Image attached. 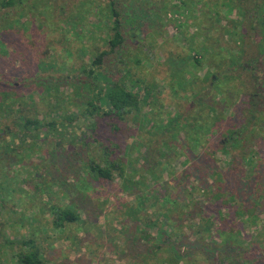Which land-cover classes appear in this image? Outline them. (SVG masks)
<instances>
[{"label": "rangeland", "instance_id": "rangeland-1", "mask_svg": "<svg viewBox=\"0 0 264 264\" xmlns=\"http://www.w3.org/2000/svg\"><path fill=\"white\" fill-rule=\"evenodd\" d=\"M113 1L124 36L122 46L115 51L109 45L114 35L109 0H26L22 8L9 11L8 20L14 28L8 30L11 36L3 41L12 42L6 48L12 64H0V89L14 95L10 100L0 97V104L5 106H0L1 139L5 137L4 130L19 133L21 115L47 123L54 118L68 123L65 116H78L80 107H86V100L92 96L85 87L92 80L83 70H89L103 52L107 55L96 72L115 81L124 79L129 87L138 83L134 91L143 98L148 88L153 98L142 110L138 123L133 116L122 120L101 115L92 119L99 124L94 131L78 118L68 129L59 128L60 132L52 135L43 132L44 141L17 143L16 152L1 153L0 264H19L18 255L29 250L24 242L31 239L45 264H158L161 258L149 251L153 244L159 248L163 244L148 239L158 236L164 226L161 212L166 210H172L170 215H174L172 230L178 229L185 234V242L192 244L182 251L191 258L187 264H241V257L251 264H264V250L256 240L257 231L264 229V199L257 207V213L262 214L258 224L239 215L238 205L228 204L225 215L229 212L233 218L230 221L236 228V243H221L215 236L220 224L212 227L206 221L218 213L223 203L212 199L210 184L216 180L209 179L207 173L222 172V181L226 180L223 184L233 185L243 171L252 169L240 158L242 153L250 152L248 159L254 162V154H264V56L259 52L264 0H247L252 8L246 18H241L237 28L241 34L234 39L226 31L235 30L236 24L229 19L237 20L238 13L236 8L227 10L223 5L226 0H201L191 2L189 7L182 0ZM21 11L24 16L19 18ZM191 45L201 50H192ZM234 56L241 62L235 70L230 66ZM220 69L228 77L222 76ZM200 98L216 107L222 127L231 124L238 129L246 124L252 103L258 111V128L238 147L227 146V151L222 150L226 143L219 145L225 137H209L198 153L191 150L182 131L183 147L170 153L171 160L165 168L181 174L187 167L184 162L188 155L195 165L194 178L202 182L198 185L191 180L187 186L177 183L168 190L178 194L177 208L166 204L163 209L162 201L150 197L142 202V184L123 192L124 180L117 175L113 181L94 178L90 161L104 163L105 155L111 161L123 162L126 176L132 177V172L143 165L141 156L147 149L143 146L156 150V144L163 139L143 118L154 119L160 126L168 124L178 115L185 118L195 112ZM14 101L16 106L6 110ZM53 110L55 114L51 115ZM245 128L248 132L252 129ZM186 131L188 136L192 134V129ZM96 136L107 140L97 143ZM131 146L132 154L124 158L125 149ZM153 149L149 155L155 159ZM232 163L236 169L230 175ZM257 169L259 173L250 183L238 182L248 185L259 179L264 189V159ZM230 176L233 177L229 179ZM143 178L139 179L141 183L145 182ZM192 183L196 188H190ZM54 206L76 212L79 220L57 227ZM200 232L203 239L198 237Z\"/></svg>", "mask_w": 264, "mask_h": 264}, {"label": "trees", "instance_id": "trees-1", "mask_svg": "<svg viewBox=\"0 0 264 264\" xmlns=\"http://www.w3.org/2000/svg\"><path fill=\"white\" fill-rule=\"evenodd\" d=\"M26 0H2L0 1V64L7 65V61L12 64L11 58H8V55L10 53L7 52L6 48L10 47L12 42L8 41L5 43L3 40L6 36L10 35L8 30H12L14 28L13 23L9 22V18L11 16L12 9H15L16 7L22 8L25 6ZM110 2V12L111 17L109 18V21L112 20L113 26L112 31L114 33L113 37L109 40V45L111 47V51H115L117 48L122 46L124 42V36H123V26L120 21V13L115 8V2L113 0H109ZM201 0H188L184 1L182 0L183 5H187V7L190 6L191 2H200ZM235 1H238V4H235ZM247 0H226V3H223L227 7L228 11H233L234 8L237 9L238 13V19L237 20H230L236 24L235 30L232 31H226L228 35L231 36L232 39H234L235 36H239L241 33L237 32V28L241 25L240 20L241 18H244L246 13H249L251 11L252 7H249V2L246 4ZM264 2V1H263ZM239 6V7H238ZM261 9L264 12V5L262 3ZM23 10V9H21ZM25 10V9H24ZM23 10V11H24ZM23 11L19 12L18 17L24 16ZM216 14L218 12L216 11ZM264 14H262L263 16ZM217 16V15H216ZM247 16H245L246 18ZM264 18V17H263ZM254 20L252 17L250 18ZM16 23V21H15ZM260 28H261V36L263 37L261 45H260V55L264 56V20L260 22ZM11 36V35H10ZM9 36V38H10ZM197 36V35H196ZM196 39V38H194ZM9 43V44H8ZM191 49L194 50H201L199 48H194L193 45H191ZM203 49H206L203 47ZM239 54V53H238ZM107 55V52L100 53L96 59L93 61L92 66L88 70H83L84 74H86L89 78H91L92 82L85 84L86 89H89L88 91L91 92L92 96H89L86 100V107H80V114L77 116L75 114H71L70 116H65V120L68 123L65 122H57V120L54 118L53 120L47 122H44L43 120H40L39 118H27L24 115H21L22 122L20 125L19 133H11L3 131L5 133L4 138H0V156L2 155V152L11 153L17 151V143H20V145L28 143L27 141H44L42 137V133H52L60 132L59 128L62 129H68V127L74 126L75 123H77V119H81L82 121L89 123L90 127H93V130L95 131L99 124L98 122H92V119L103 115L104 117H115L116 119H124L125 116H133L135 123H138V119L140 118V114L142 110L150 104L148 101L149 99L153 98V94L151 91L147 88L146 94L143 98H141V94L135 92L134 88L138 84L133 85L132 87L128 86V83L123 79H119L118 81H115L111 77H108L102 73L96 72V69H101L103 64V59ZM237 55V54H236ZM238 56V55H237ZM234 56L233 60L230 61V66L235 70L241 64L239 57ZM197 64H200V60H196ZM242 67H245L244 65H241ZM3 68H8L7 66H1ZM219 73L226 77L227 74L220 69ZM225 73V74H224ZM1 76V74H0ZM3 79H6L5 75H2ZM10 80V78H8ZM102 81V84L96 83L97 81ZM5 81V80H2ZM213 81V80H212ZM6 85H13L11 81H5ZM49 89V88H47ZM51 89V88H50ZM14 95L13 93L7 92L4 89H0V97L4 100H10V98ZM89 94H87L88 96ZM155 99L157 97H154ZM4 100L3 103L5 105L7 104ZM17 100V99H16ZM15 100V101H16ZM14 102H11L10 105L6 106V110L15 107L16 104ZM15 104V105H14ZM2 105V102L0 104ZM252 108L249 109V118L246 120V124L241 126L239 129L234 128L231 124L226 125V127H222V119L219 118L217 114V109L213 105H211L209 102L205 101L204 98H200L199 105L197 106V109L195 112H193L191 115L187 117H182L178 115L176 118H172L169 120L168 124H164L160 126L154 119H151L149 117L143 118V121L151 125L150 129L155 128L163 137L162 140H159L160 143L156 144V150H154L152 147L148 146L144 148H147L145 152L142 154L141 159L143 160V165L138 168V171L132 172V177L126 176V165H124L123 162H115L108 159V156L105 155V161L104 163H95V161H90V169L91 173H93L94 178L106 180V181H113L115 175L119 179L124 180V184L121 186V190L123 192H129L132 189L138 188L139 184H142L144 186L142 190V202L148 201L150 198H155L159 202L162 201L161 207L164 209L166 204H170L173 206H176L177 208L178 204L180 202L178 201V194L175 193L174 190H172V193L168 190L175 188V185L178 184H186L187 186L191 180H195V182L200 185L201 180L198 178H194L193 171H195V165H193V160H191V157L186 155V161L184 162L186 168L183 169L181 174L175 173L174 170L172 172H169L165 166L166 162L170 161V153L174 152V149H178V147H183L182 139H180V135L185 133L184 137L186 142L192 146V151L195 153H198L200 151V147L204 145L206 141L209 140V137H214L216 135H221V137H225L226 139L222 142H219V145L225 144V147H222V150L228 149V147H238L239 144L242 142V140H245L248 138L252 131L256 128H258L255 123L256 117H257V108L251 103ZM5 108V106H3ZM208 109V114L205 113V110ZM79 110V108H78ZM21 111V110H20ZM17 111L15 110V113ZM21 113L22 112H17ZM55 114L54 110L52 111L51 115ZM245 126H249L252 129L248 130L245 128ZM119 128V127H118ZM116 128V130L118 129ZM189 128V132L192 129V134L188 136V131L186 129ZM73 132V131H72ZM162 132V133H161ZM96 133V132H95ZM47 134V135H48ZM73 134V133H70ZM82 136L81 138H85ZM98 135V134H97ZM75 138V135L73 136ZM80 140V138H77ZM95 140L97 143H102V141L107 140L104 138V140L98 138L96 136ZM95 141V142H96ZM152 143V140L149 141V145ZM177 143V144H176ZM103 144V143H102ZM155 144V143H154ZM228 146V147H227ZM119 147V146H118ZM155 147V146H154ZM133 146L127 147L124 152V158L127 156H130L132 154ZM151 149L154 150V154H156L155 159L151 158L149 155V152H151ZM29 150H32V147H29ZM227 151V150H226ZM250 152H243L241 157L244 162H248L249 165H252L251 171H243V174L238 177V181L244 182L247 181L248 183L251 182L253 177L258 174V167L260 163L263 162L262 157H264V154L258 155L254 154L253 161H250L248 158V154ZM107 154V152H106ZM168 157V159H166ZM123 158V159H124ZM213 156L210 157V159ZM175 159V158H174ZM203 160L209 161V158H203ZM162 160V161H161ZM249 160V161H248ZM238 161V159H237ZM191 163V164H190ZM190 164V165H189ZM233 166H230L229 174L233 175L234 170L236 169V165L232 163ZM247 164V165H248ZM135 168V166H133ZM145 175V176H144ZM207 176H209V179H214L216 182L214 184H210L212 194V199L222 200V204L220 206V209L216 215H212L210 218H207L206 221H208V224L212 227L215 226L217 223L220 224L219 229L215 232V236H218L221 239V243L223 244H230V243H236V228L234 226L233 218L231 217V213L225 215V212L228 209L229 203H235L238 205V214L243 215L246 219L251 220L250 223L252 224H258L260 218L262 217L260 214L257 213V207L259 204V201L264 199V194L261 192H264V189H262V186L260 184L259 179L257 182L244 185L243 183H239L237 180L235 184L230 185L229 183H224L222 181V178H224L225 174H222V172H208ZM136 177H139L138 179ZM145 182H142L139 179H144ZM233 176H230L229 179H231ZM246 178V180H245ZM225 179V178H224ZM149 183V186L147 184ZM172 188H171V186ZM166 187V189H165ZM170 187V188H169ZM190 188H196L195 184L192 183ZM204 188V187H203ZM208 187H205V189ZM202 189V188H201ZM206 190H204L205 192ZM219 191V192H216ZM249 191V192H248ZM248 192V193H247ZM251 194V196H249ZM192 194V191H190L189 195ZM243 194V197H242ZM206 194L204 195V197ZM225 198V199H224ZM182 203H185L182 202ZM52 211H54V214L57 216L56 218V225L57 227H63L65 223H73L79 220V217L77 216L76 212L70 211V210H60L57 209L56 206L52 207ZM172 210H166L165 212H161V218L163 220V227L159 229L158 236L154 237L149 236L148 240H155L158 241L157 243L163 244L161 248H159L158 245L153 244L154 247L153 250L149 251L152 255H158L159 260L158 264H180L184 263L187 264L191 261L190 256L188 253H184L182 251H186L187 246H192L187 240L185 242L182 232H180L178 229L174 228L172 230L170 223L173 220L174 216L173 214L170 215ZM176 217V214H175ZM230 219L232 221H230ZM257 221V223H256ZM151 226V224H149ZM173 231V232H172ZM241 235V234H240ZM198 237L202 238V232L198 234ZM256 240H258L259 244L262 245L261 249L264 250V229L258 230L256 234ZM187 245V246H186ZM157 246V248H156ZM24 247L27 248V252L20 253L18 255V263L19 264H45L43 255L38 248V246L35 244L34 240H28L24 242ZM188 250V249H187ZM1 252V251H0ZM160 253L162 255L160 256ZM164 254H167V257H162ZM243 259V262L241 264H251L250 260H246L245 257H241ZM192 262V261H191Z\"/></svg>", "mask_w": 264, "mask_h": 264}]
</instances>
